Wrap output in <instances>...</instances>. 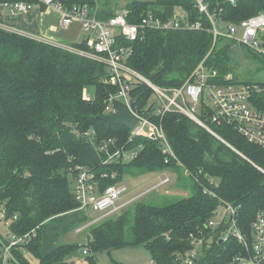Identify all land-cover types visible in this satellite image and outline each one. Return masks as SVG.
Returning <instances> with one entry per match:
<instances>
[{
    "label": "trees",
    "instance_id": "16d2710c",
    "mask_svg": "<svg viewBox=\"0 0 264 264\" xmlns=\"http://www.w3.org/2000/svg\"><path fill=\"white\" fill-rule=\"evenodd\" d=\"M19 1L35 2L0 0V4ZM56 1L68 8L99 5L97 0ZM204 2L208 13L223 27L264 12V0ZM176 8L183 9L190 22L201 21L203 29L147 30L141 39L125 42L132 49L128 65L157 86L180 87L204 61L211 71H217L209 79L212 85H258L251 101L264 112V79L238 78L235 69L240 67L241 57L236 46L244 57L258 60L263 72L264 56L225 36L215 38L210 30L212 20L200 11L196 0H133L122 9L129 12L130 21L139 22L141 14L149 12L166 20ZM117 11L111 5L100 6L98 17L107 19ZM73 45L86 47L83 42ZM245 48L248 53L243 52ZM108 75L107 66L92 58L0 27V200L9 231L24 236L35 230L22 246L11 249L10 261L32 264L30 254L39 264H70L84 246L63 243L45 250L48 223L80 207L75 194L78 165L94 173L100 191L122 181L127 171L177 167L194 186L191 195L166 205L141 197L132 203L133 210L130 206L90 226L91 254L87 256L91 263L100 252L144 246L153 261L173 264L178 253L190 248L192 235L212 234L208 222L219 213L222 200L237 208L238 224L250 232L256 214L264 211V147L249 142L231 126L212 122L209 116L213 111L203 103L200 117L218 136L186 115L169 112L162 125L173 156L164 153L160 140L145 133L134 136L127 126L100 119L106 114L107 101L117 91ZM153 95V89L144 82L136 83L132 90L139 110ZM108 139L137 149L139 154L131 162L106 163L107 154L99 148ZM177 176L178 182L182 180L180 173ZM9 242L0 233V251ZM239 248L235 238H215L198 264H226Z\"/></svg>",
    "mask_w": 264,
    "mask_h": 264
},
{
    "label": "built area",
    "instance_id": "2783aa9c",
    "mask_svg": "<svg viewBox=\"0 0 264 264\" xmlns=\"http://www.w3.org/2000/svg\"><path fill=\"white\" fill-rule=\"evenodd\" d=\"M196 2L200 11L208 13L204 0H196ZM229 2L236 4L237 0H229ZM0 6L8 10L13 17L34 9L43 10L44 7L60 12L64 26H69L76 21L80 22L86 32L83 42L85 48L32 35L1 19L0 27L64 47L78 55L105 64L109 71L108 81L117 87L116 93L107 101L106 114L116 111L113 103L115 99L126 104L138 119L137 124L131 130L132 134L137 136L145 133L150 138L160 140L164 153L173 156L172 148L162 125L163 117L169 112L186 115L217 135L200 117L203 103L211 107L213 111L209 116L212 122L231 126L249 142L264 147V112L260 111L251 101L254 91L259 90L258 85L246 83L212 85L209 79L216 76L217 71H211L202 61L182 86L160 87L128 65L127 60L132 54V49L125 42L141 39L147 30L203 29V23L201 21L190 22L183 9L176 8L174 14L166 20L149 12L148 14H141L140 21L134 22L130 21L129 12L126 9L118 10L110 18L101 19L98 17V10H94L87 3L68 8L56 0H35V2H4ZM209 16L212 20L210 30L215 38L225 36L264 56V12L245 18L237 24L227 23L222 27V30L217 26L218 21L215 17L210 14ZM139 82L149 85L154 91L153 96H155V100L151 99L142 110L137 109L136 104L134 106L131 104L132 99H134L132 90L135 84ZM99 150L107 154L106 163L131 162L139 154L137 149H128L124 145H117L114 139L104 141ZM75 169H77L75 194L80 202L79 209L92 208L95 211L103 212L101 216L78 227L76 229L78 233L104 220L105 215L121 211L137 199L152 193L171 181L169 177L159 176L157 182L155 179L152 186L137 196H133L136 191H130L122 182L109 185L105 190L100 191L97 182L94 180L95 175L90 169L83 165H78ZM116 175L115 172L112 173L113 178ZM204 191L215 196V193L208 188H205ZM130 194L132 197L128 198ZM222 201L224 211L216 215L220 216V222H215L216 216L208 222L207 227L212 228V234L207 236L192 235L190 248L185 252L178 253L174 257L173 264H198L205 254V250L215 238L220 239V241L235 238L239 243L240 248L226 264H264V211H259L256 214L251 222L250 232H245L238 224L237 208L227 201ZM0 220L9 228V222H5L6 209L2 200H0ZM32 234H35V230L24 236H17L9 231L10 242L3 246L0 264L5 262L7 258L10 260L12 257L11 249L22 246L21 244L28 241ZM82 245H84L82 248H85L84 254H91L88 240ZM200 247H203L202 254L199 253ZM153 264L159 263L153 261Z\"/></svg>",
    "mask_w": 264,
    "mask_h": 264
},
{
    "label": "rangeland",
    "instance_id": "374dc122",
    "mask_svg": "<svg viewBox=\"0 0 264 264\" xmlns=\"http://www.w3.org/2000/svg\"><path fill=\"white\" fill-rule=\"evenodd\" d=\"M98 4L96 7H93L94 10H98L100 6L111 5L114 8L122 9L125 5L133 0H97ZM1 19V18H0ZM217 26L222 30L223 24L218 22ZM62 42V41H61ZM67 44V43H66ZM237 52L240 55V67L235 69L240 80H260L264 79V72L261 70V63L254 59L253 57L246 58L241 53L242 50L239 46H236ZM243 52L248 53L247 48ZM232 77L228 76V78ZM91 94V90L89 92ZM94 93V92H93ZM155 100V96L152 97ZM177 173H180L182 180L178 182ZM159 176L169 177L171 181L163 187L157 188L152 193H149L143 196L142 200L158 204L166 205L172 203L184 197L191 195L194 192L193 182L189 177L183 174V169L177 167L175 170L166 169L162 171H150L144 173H133L132 171H127L124 173L122 182L130 190L135 188H140L143 184L150 183ZM95 180V179H94ZM146 187H144L145 189ZM142 188L135 190L133 196H137L142 192ZM132 197V194L128 198ZM132 204L126 206L124 209L130 207ZM132 210L134 209L131 206ZM122 209V210H124ZM224 209L221 207L219 213H223ZM123 212V211H122ZM121 212H116L113 214L105 215V219L110 216L119 215ZM218 213V214H219ZM103 212L95 211L92 208L78 209L73 211V213L68 214L67 216H62L56 220H51L46 226L47 232V242L45 246L46 251H50L55 247V245H60L63 243H77L85 244L88 240L89 229L84 230L83 232H77L76 229L85 223L92 221L94 218L102 215ZM215 222H220V216H216ZM50 229H52L51 232ZM62 229L60 233L59 230ZM57 231V234L55 233ZM0 233L4 238H9V228L2 221L0 222ZM85 248H80L76 254L69 260L70 264H153L151 252L144 246L138 247H124L120 249H113L110 251L100 252L95 255L94 263H91L88 259V256L84 254ZM199 253H203V247L199 248ZM32 264H39L38 259L34 256L28 254ZM1 259V256H0ZM4 264H14L10 263L8 260Z\"/></svg>",
    "mask_w": 264,
    "mask_h": 264
},
{
    "label": "crops",
    "instance_id": "0c3cea01",
    "mask_svg": "<svg viewBox=\"0 0 264 264\" xmlns=\"http://www.w3.org/2000/svg\"><path fill=\"white\" fill-rule=\"evenodd\" d=\"M0 16L1 20L25 32L39 37H46L60 42L62 41L65 44L82 43L86 37V32L83 30L80 22L76 21L69 26H64L62 24L61 13L53 9H34L13 17L9 14L8 10L0 6ZM154 180L150 183L143 184V186L140 187L143 189L142 191L152 186L155 183ZM144 187L146 188L144 189ZM138 189L135 188L130 191ZM70 213H67V215ZM51 231L52 229H50L49 232ZM2 253L3 252L0 251L1 258ZM7 260L11 263L8 258ZM2 264H4V262Z\"/></svg>",
    "mask_w": 264,
    "mask_h": 264
},
{
    "label": "water",
    "instance_id": "95a60500",
    "mask_svg": "<svg viewBox=\"0 0 264 264\" xmlns=\"http://www.w3.org/2000/svg\"><path fill=\"white\" fill-rule=\"evenodd\" d=\"M116 111L110 114H103L100 119L108 122L109 124H117L127 126L132 130L138 122L137 117L132 113L131 109L119 100L113 101ZM132 106L136 104L135 99L131 101Z\"/></svg>",
    "mask_w": 264,
    "mask_h": 264
}]
</instances>
